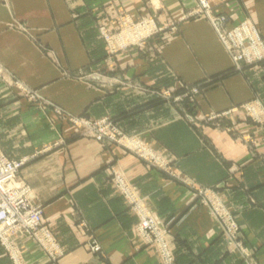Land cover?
<instances>
[{"label":"crops","instance_id":"crops-1","mask_svg":"<svg viewBox=\"0 0 264 264\" xmlns=\"http://www.w3.org/2000/svg\"><path fill=\"white\" fill-rule=\"evenodd\" d=\"M215 13L255 24L264 39V0H207ZM197 0H0V146L13 159L31 157L19 180L43 205V223L63 255L51 261L28 238L24 264H161L144 246L135 215L112 170L169 223L176 264H264V125L246 103L264 108V62L234 70L209 21L183 16ZM155 16L164 27L152 48L112 55L100 28L118 18ZM175 26V29H172ZM200 84L190 106L159 97ZM24 88L38 98L30 100ZM90 120L110 117L168 166L148 165L119 144L80 134L54 108ZM192 120H188L189 108ZM232 110L224 118L206 119ZM195 186L211 188L236 216L250 257L232 250ZM99 251L89 249L91 242ZM0 264H11L0 246Z\"/></svg>","mask_w":264,"mask_h":264},{"label":"built area","instance_id":"built-area-1","mask_svg":"<svg viewBox=\"0 0 264 264\" xmlns=\"http://www.w3.org/2000/svg\"><path fill=\"white\" fill-rule=\"evenodd\" d=\"M193 15L206 18L215 30L218 39L223 44L232 63L237 70L246 66L259 64L264 61V39L257 26L250 21H241L228 26V20L224 15L215 14L206 0H199ZM143 25V26H142ZM142 31L147 34L153 32L152 19L143 23ZM124 26V25H123ZM134 25L133 35H128L129 30L125 29L116 34L118 42L104 28H100L111 53L124 49L128 46L125 39L132 38L139 41L141 36ZM121 33V34H120ZM123 33V35H122ZM127 35V36H126ZM129 37V38H128ZM113 38V40H112ZM136 39V40H135ZM136 41V42H137ZM115 50V51H114ZM192 91L197 93L198 86H192ZM26 96L30 100L38 98L33 91L24 88ZM170 97L169 92H165ZM188 93L180 94L177 99L188 97ZM264 111L259 100L254 103H246L256 122L261 121L255 104ZM54 112L62 119L71 122L82 136L90 137L102 145L119 144L145 160L150 166L166 169L168 164L164 159L143 143L138 137L124 134L110 117L98 120H90L81 116L68 115L60 107H55ZM66 114V115H65ZM24 159L10 158L0 147V245L8 253L12 264H24L21 240L28 238L40 249L45 251L51 261L58 260L62 255L61 246L51 228L43 223V205L36 204L31 198V189L23 181L19 180L21 167L26 163ZM112 183L118 192L126 199L129 209L136 216L134 230L144 246H151L155 249L161 264H176L175 253L170 245V229L168 225L159 220L155 214L148 209L145 198L138 194L134 188L116 171L112 170ZM199 198V203L206 206L214 216L222 233L227 238L232 250L237 251L241 258L250 257L247 247L239 238V226L236 216L231 212L225 201L211 188H204L190 184ZM93 252L99 251V244L95 241L89 244Z\"/></svg>","mask_w":264,"mask_h":264},{"label":"rangeland","instance_id":"rangeland-1","mask_svg":"<svg viewBox=\"0 0 264 264\" xmlns=\"http://www.w3.org/2000/svg\"><path fill=\"white\" fill-rule=\"evenodd\" d=\"M207 1V0H206ZM208 2V1H207ZM198 4H199V0H197V5H196V7L198 6ZM209 4V3H208ZM210 5V4H209ZM196 7L191 11V12H189L188 14H186V15H184L183 17L184 18H187V17H200V16H197V15H193L192 13L195 11V9H196ZM211 7V6H210ZM211 9H212V7H211ZM212 11H213V9H212ZM214 12V11H213ZM215 13V12H214ZM215 14H219V13H215ZM220 15H223V14H220ZM225 16V15H224ZM203 17V16H202ZM226 17V16H225ZM227 18V17H226ZM150 19H152V23H153V25H154V27H151L152 28V30H153V32L151 33V34H148V35H146L145 36V34H147V32H146V30H143L142 31V29L143 28H141V27H139V26H141L143 23L145 24L147 21H149ZM227 20H228V18H227ZM244 21H246V20H244ZM241 22V21H240ZM118 23H119V26H118V28H117V30H115V31H113V32H110V31H108L107 29H105L104 27H102V28H104L105 30H107V32H108V34L110 35V36H112L114 39H116V34L117 33H119V31H123L124 29H125V31H124V33L126 34V30L128 29L129 30V33H128V35L130 34V35H133L134 33V31H135V29H133L134 28V25H138V27H139V29H137L138 30V32H139V34L141 35V36H139V38H141L139 41H137L136 39V41H134L132 38H129L128 40H127V38L125 39V43H127L128 44V46L126 47V48H124V49H120V50H117V51H115L114 53H111L110 52V50H109V53L110 54H112V55H116L117 53H119L120 51H123V50H128V49H130V48H141V47H149V48H152L153 46H152V43H150V41H151V39L152 38H154V37H156V36H158V35H160V34H162V32L164 31V27H161V26H159V25H157L156 24V19H155V16H145V15H140L139 17H135V18H132L131 16H129V15H121V16H119V18H118ZM210 23V22H209ZM239 23V22H238ZM237 24V23H236ZM124 25V26H123ZM143 26V25H142ZM213 28V27H212ZM172 29H175V26H172ZM215 31V30H214ZM101 32V31H100ZM216 33V32H215ZM121 34V33H120ZM101 35H102V32H101ZM122 35H123V33H122ZM127 36V35H126ZM102 37H103V39H104V41L106 42V40H105V38H104V36L102 35ZM113 38H112V40H113ZM116 42H118L117 41V39L116 40H114V43H116ZM106 44H107V42H106ZM107 46H108V44H107ZM108 48H109V46H108ZM154 48V47H153ZM227 52V51H226ZM231 59V58H230ZM232 61V60H231ZM262 62H264V61H262ZM262 62H260V63H262ZM233 64V63H232ZM250 66H252V65H250ZM233 69L234 70H237V69H235V67H234V65H233ZM239 71V70H238ZM192 86H198L199 87V91L198 92H200V90H201V85L200 84H195V85H190V86H186V87H184L183 88V90H182V93L181 94H183L184 92H186V93H188V97H183L182 99H177V97L180 95V94H175V93H171L170 91H160L159 92V97L160 98H162V99H164V100H171L173 103H181V102H183V101H187V103L190 105V106H193V103L195 102V95L198 93H195V92H193L192 91ZM165 92H169L170 93V97H166V95H165ZM258 100V99H257ZM256 101V99H254L253 101H252V103H254ZM249 103V102H248ZM244 107V110H245V112H246V116L248 117V119H250L252 122H254V123H256V124H259V125H261V124H263L264 125V111L260 108V106H258L257 105V103L255 104V108L259 111L258 112V114H259V117H257L258 119H260L261 121H259V122H256L255 120H256V118H255V116L252 114V111H250L249 109H248V107L247 106H243ZM192 107H190L189 108V116H186V118L188 119V120H192V117H193V115H192V112H191V109ZM232 113V110H228V111H225V112H221V113H216L215 115H211V116H208V117H206V119H214V118H224V117H226L229 113ZM66 115V114H65ZM81 117H83V116H81ZM86 118V117H85ZM65 120V119H64ZM67 120V119H66ZM68 121V120H67ZM69 122V121H68ZM71 123V122H70ZM72 124V123H71ZM73 125V124H72ZM123 132V131H122ZM124 133V132H123ZM125 134V133H124ZM127 135V134H126ZM129 136V135H128ZM1 147V146H0ZM2 149V148H1ZM2 151H3V149H2ZM5 153V152H4ZM35 155H32L31 157H25L26 159V161H28V160H30L31 158H33ZM20 159H24V158H20ZM143 160V159H142ZM145 161V160H144ZM146 162V161H145ZM147 163V162H146ZM148 164V163H147ZM149 165V164H148ZM148 207V206H147ZM128 208H129V206H128ZM149 209V208H148ZM130 210V209H129ZM150 210V209H149ZM131 211V210H130ZM132 212V211H131ZM136 217V216H135ZM237 221V220H236ZM238 223V222H237ZM167 225H169V223H166ZM144 245V244H143ZM1 246V245H0ZM3 247V246H2ZM7 253V252H6ZM8 254V253H7ZM9 256V255H8ZM11 261V260H10ZM176 262V261H175ZM11 264H12V262H11Z\"/></svg>","mask_w":264,"mask_h":264}]
</instances>
